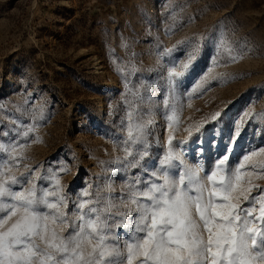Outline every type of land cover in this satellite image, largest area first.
<instances>
[{"label": "rangeland", "instance_id": "rangeland-1", "mask_svg": "<svg viewBox=\"0 0 264 264\" xmlns=\"http://www.w3.org/2000/svg\"><path fill=\"white\" fill-rule=\"evenodd\" d=\"M129 121L146 145L128 141ZM261 148L264 0H0V171L21 181L14 191L58 179L70 201L99 195L126 253L131 197L144 201L137 189L164 170L210 183L216 160L243 161L252 203H239L258 216ZM10 202L0 198V219Z\"/></svg>", "mask_w": 264, "mask_h": 264}, {"label": "snow or ice", "instance_id": "snow-or-ice-1", "mask_svg": "<svg viewBox=\"0 0 264 264\" xmlns=\"http://www.w3.org/2000/svg\"><path fill=\"white\" fill-rule=\"evenodd\" d=\"M174 73L169 69V77ZM127 139L146 145L144 126L129 121ZM172 139L161 165L173 158ZM228 160V155L216 160L207 175L210 183L201 182L196 172L181 171L177 180L164 170L161 183L137 189L144 201L131 197L138 215L126 253L112 237L99 195L70 201L58 179L54 191L38 190L31 179L29 188L14 191L10 185L21 181L8 169L0 171V198L11 201L0 219V264H264V195L258 216L254 207L241 208V198L252 203L248 189L240 187L243 161L226 171Z\"/></svg>", "mask_w": 264, "mask_h": 264}]
</instances>
